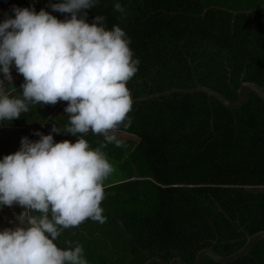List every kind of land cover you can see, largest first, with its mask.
I'll use <instances>...</instances> for the list:
<instances>
[{
  "label": "trees",
  "instance_id": "trees-1",
  "mask_svg": "<svg viewBox=\"0 0 264 264\" xmlns=\"http://www.w3.org/2000/svg\"><path fill=\"white\" fill-rule=\"evenodd\" d=\"M114 2L98 0L85 10L86 20L102 14L106 27L117 24L131 38L140 61L126 85L131 98L198 84L234 101L242 81L264 89V8L213 7L247 9L264 0H119L125 14ZM30 4L58 19L69 15L51 9L49 0H0V20L14 15V5ZM22 80L10 86L12 95L21 94ZM66 104L30 105L11 122L44 134L55 124L62 131L53 133L56 141L74 142L63 132ZM128 116L131 125L120 129L138 139L119 136L121 146L103 149L114 167L104 181L106 221L86 219L54 243H80L89 264H142L152 256L194 264L201 248L227 255L264 228V101L255 92L236 109L203 91L170 92L132 101ZM83 135L91 147L104 142L91 131ZM201 264L221 263L203 255ZM225 264H264V238Z\"/></svg>",
  "mask_w": 264,
  "mask_h": 264
},
{
  "label": "clouds",
  "instance_id": "clouds-1",
  "mask_svg": "<svg viewBox=\"0 0 264 264\" xmlns=\"http://www.w3.org/2000/svg\"><path fill=\"white\" fill-rule=\"evenodd\" d=\"M97 3L49 0L51 9L69 14L63 19L43 7L14 5V15L0 20V124L30 105L67 101L63 132L76 136L74 142L54 141L53 133L62 131L53 124L47 134L34 130L37 140L21 136L19 148L0 157V207L22 206L13 226L0 228V264H89L80 243L59 247L54 241L86 219H107L101 202L114 167L103 149L121 146L119 129L132 123L126 85L140 61L123 28L109 29L102 14L86 20L85 10ZM113 8L125 14L119 0ZM13 64L23 76L20 95L4 83L12 80ZM89 131L104 142L91 147L83 135Z\"/></svg>",
  "mask_w": 264,
  "mask_h": 264
},
{
  "label": "water",
  "instance_id": "water-1",
  "mask_svg": "<svg viewBox=\"0 0 264 264\" xmlns=\"http://www.w3.org/2000/svg\"><path fill=\"white\" fill-rule=\"evenodd\" d=\"M213 7L224 9V10H227V11L232 12V13H248V12H251L254 10L264 8V2L259 4V5L254 6V7L247 8V9H229V8H226L223 6H213ZM194 91H203L207 94L208 98L210 96L215 97L224 106H226L229 109H236V108L240 107L241 105H243L246 102V100L249 96V93L251 91L255 92L264 101V89L262 88L261 85H259L258 83L254 82V81H242L240 83L237 91H236L237 92V99L234 101L228 100L220 92H218V91H216L210 87L198 85V84L193 86V87H171L169 89H166V90H163L160 92L152 93L146 97H140V98L135 97V98H131V99H132V101H134L136 99L142 100V99H146V98L151 97V96H158V95L170 93V92H194ZM119 133H124L125 135H127L129 137L133 136V137H136V139H138L137 136H135L129 132L123 131L121 129H119ZM261 238H264V228L257 230L252 234H246V240H245L244 244L239 249H237L236 251H234L230 254H227V255H220V254L216 253L215 250L211 246L201 248L196 253L194 264H201V260H202L203 255H207L210 258H212L213 260L220 262L221 264H225V263H227L233 259H236L242 255L247 254L251 250L253 245ZM130 257H132L131 254H130ZM154 261L158 262L159 264H186L185 261L179 256L172 257L168 261V263L163 261V259H161L158 256H152V257L148 258L142 264H151Z\"/></svg>",
  "mask_w": 264,
  "mask_h": 264
},
{
  "label": "crops",
  "instance_id": "crops-1",
  "mask_svg": "<svg viewBox=\"0 0 264 264\" xmlns=\"http://www.w3.org/2000/svg\"><path fill=\"white\" fill-rule=\"evenodd\" d=\"M10 71L12 80L4 81L7 89H13L10 86H14L19 78L23 77L22 74L16 72L14 64L10 65ZM0 78H2V73H0ZM14 87V89L18 88V86ZM34 130H37V128L32 125H21L14 122H5L3 124H0V157L16 151L20 146L21 136H28V138L31 140L39 139V136L34 135ZM54 141L56 140L54 139ZM21 210L22 206H19L17 204H13L12 206L0 207V228L12 227L15 223L13 213L15 212L18 214ZM9 221H12L13 223H9Z\"/></svg>",
  "mask_w": 264,
  "mask_h": 264
},
{
  "label": "rangeland",
  "instance_id": "rangeland-1",
  "mask_svg": "<svg viewBox=\"0 0 264 264\" xmlns=\"http://www.w3.org/2000/svg\"><path fill=\"white\" fill-rule=\"evenodd\" d=\"M118 135L120 137H124V138H132V139H135L136 138V137H133V136L129 137V136L125 135L124 133H118Z\"/></svg>",
  "mask_w": 264,
  "mask_h": 264
}]
</instances>
